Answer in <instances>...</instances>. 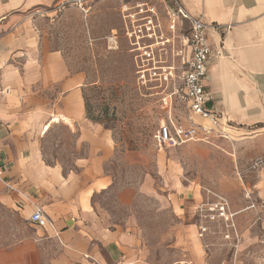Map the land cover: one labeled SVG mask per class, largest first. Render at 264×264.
<instances>
[{
	"label": "crops",
	"instance_id": "obj_1",
	"mask_svg": "<svg viewBox=\"0 0 264 264\" xmlns=\"http://www.w3.org/2000/svg\"><path fill=\"white\" fill-rule=\"evenodd\" d=\"M63 1L0 0V264H146L133 210L139 196L171 209L176 246L200 264L198 224L185 220L204 200L183 182V166L158 157L159 183L144 177L136 187L117 189L107 169L115 159L110 131L85 114L86 74L72 72L60 52L36 39L28 18ZM179 2L206 26L210 49L220 52L203 81L213 96L207 107L219 119L195 118L207 130L198 141L224 145L246 173L254 160H264V0ZM46 125L76 132L69 165L42 154ZM254 173L264 207V166ZM36 209L48 221L42 228L29 223Z\"/></svg>",
	"mask_w": 264,
	"mask_h": 264
},
{
	"label": "rangeland",
	"instance_id": "obj_2",
	"mask_svg": "<svg viewBox=\"0 0 264 264\" xmlns=\"http://www.w3.org/2000/svg\"><path fill=\"white\" fill-rule=\"evenodd\" d=\"M119 6V0H65L33 14L28 23L38 42L50 51L60 52L72 72L86 74L85 114L110 131L115 159L107 169L114 176L116 188L136 187L144 177L159 183L158 157L180 162L183 182L194 189L199 199V194L204 203L223 198L237 213L234 232H228L217 220L198 222L196 216L186 218L185 226L198 224V229L200 225L207 228L201 237L199 231L194 232L199 263L264 264L258 221L264 207L255 194L256 173L249 168L241 173L242 167L230 156L234 152L227 154L224 145L208 138L180 148L157 146L153 136L161 122L167 120V114L155 99L141 96L136 89L133 60L121 33ZM111 31L118 34L117 49L107 45ZM185 116V111L178 108L172 117L178 120ZM44 128L40 131L42 154L69 165L77 153L76 132L63 125ZM247 191L258 208L243 211L251 203L245 199ZM107 199L113 202V195ZM133 210L141 246L147 253L146 264H198L188 251L176 246L175 240H180L177 218L169 207L161 208L156 199L139 196Z\"/></svg>",
	"mask_w": 264,
	"mask_h": 264
},
{
	"label": "built area",
	"instance_id": "obj_3",
	"mask_svg": "<svg viewBox=\"0 0 264 264\" xmlns=\"http://www.w3.org/2000/svg\"><path fill=\"white\" fill-rule=\"evenodd\" d=\"M119 1L121 33L133 60L136 89L141 96L155 99L167 114V120L161 122L153 136L154 141L159 148H178L198 141L199 132L207 130L195 118L211 124H216L219 119L216 113L208 109L213 96L203 87L210 59L220 55L207 44L206 26L190 17L179 0ZM106 42L110 49H117V32L112 31ZM5 93L8 94L9 90H5ZM19 101L22 102L23 98ZM178 108L185 111V119L172 117ZM262 166L264 160L256 159L249 170L256 171ZM245 199L251 202L247 209H255L249 192L245 194ZM236 216L229 203L220 197L212 202H203L196 208V217L200 221L217 220L228 232L236 231ZM258 221L259 244L264 259V217L259 216ZM29 223L35 228H42L48 221L36 209ZM206 230L200 225L199 236Z\"/></svg>",
	"mask_w": 264,
	"mask_h": 264
}]
</instances>
